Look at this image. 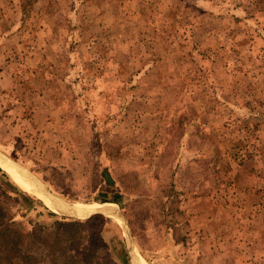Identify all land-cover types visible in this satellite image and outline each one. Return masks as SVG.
<instances>
[{"label":"rangeland","instance_id":"374dc122","mask_svg":"<svg viewBox=\"0 0 264 264\" xmlns=\"http://www.w3.org/2000/svg\"><path fill=\"white\" fill-rule=\"evenodd\" d=\"M0 154L117 206L144 264H264V0H0ZM37 200L0 169L26 228ZM113 220L79 221L128 264Z\"/></svg>","mask_w":264,"mask_h":264},{"label":"trees","instance_id":"16d2710c","mask_svg":"<svg viewBox=\"0 0 264 264\" xmlns=\"http://www.w3.org/2000/svg\"><path fill=\"white\" fill-rule=\"evenodd\" d=\"M101 177L108 189L101 194L112 195L108 203L118 204L121 197H133L132 190L127 195L117 190L116 181L107 171ZM37 202L44 207L41 201ZM51 215L55 219L51 224L26 228L16 221V213L0 204V264H103V254L110 253L113 256V252L117 251V261L125 256V253L122 254L123 249L106 245L100 231L89 234L81 230L84 225L81 221L53 213ZM105 222L110 224V221ZM108 238L106 236L104 239Z\"/></svg>","mask_w":264,"mask_h":264},{"label":"bare ground","instance_id":"6f19581e","mask_svg":"<svg viewBox=\"0 0 264 264\" xmlns=\"http://www.w3.org/2000/svg\"><path fill=\"white\" fill-rule=\"evenodd\" d=\"M0 166L5 170L6 174L11 178V180L24 192L31 194L38 199H40L46 207H48L51 211L60 215L69 214L71 217L75 216L77 218H87V215L92 212H100L108 217H111L120 222L119 211L117 206L112 204H103L99 205L95 208L89 209L84 208L83 206L73 205L71 211H64V204L57 198L49 197L46 194L45 187L43 183L33 177L31 174L27 173L23 170L21 165L16 164L15 162H11L8 158H5L2 154H0ZM52 202V203H51ZM58 207V208H57ZM89 207V205H88ZM132 259L131 264H144L140 259L138 260V256L136 255V251H132Z\"/></svg>","mask_w":264,"mask_h":264},{"label":"water","instance_id":"95a60500","mask_svg":"<svg viewBox=\"0 0 264 264\" xmlns=\"http://www.w3.org/2000/svg\"><path fill=\"white\" fill-rule=\"evenodd\" d=\"M11 162H13V161H11ZM1 168H2V166H0V169ZM22 169L25 170L27 173L31 174L33 177H35V178L38 179V177L35 176L34 173H32L31 171H29L25 167L22 168ZM43 185L45 187L46 194L49 197L57 198V199H59L60 201L63 202V204H64L63 206H64V209H65L64 211H66V212L71 211V208L73 206L72 203L66 201L64 198H62L59 195L55 194L45 183ZM118 211H119V209H118ZM61 216L71 217L69 214H67V215H61ZM94 216H101V217H104V218H107V219H110V220L114 221L113 219L109 218L107 215H104L103 213H100V212H92V213H90V214L87 215V218H83V219L77 218L75 216H73L71 218H74V219H77V220H84V219H88V218L94 217ZM119 217H120V222H121V225L120 226H121V229H122V232H123V236H124L125 249H126V254H127V257H128V264H131V259H132V254H133L132 251H136L137 252V255L139 257H141V255L139 254L138 248H137V246H136V244H135V242L133 240L132 232H131L129 223H128L127 219L125 218V216L120 211H119Z\"/></svg>","mask_w":264,"mask_h":264},{"label":"crops","instance_id":"0c3cea01","mask_svg":"<svg viewBox=\"0 0 264 264\" xmlns=\"http://www.w3.org/2000/svg\"><path fill=\"white\" fill-rule=\"evenodd\" d=\"M51 189V188H50ZM52 190V189H51ZM53 191V190H52ZM54 192V191H53ZM55 194H57V195H59L58 193H56V192H54ZM112 199V195L110 194V197L109 198H106V199H104L106 202H108L109 200H111ZM105 202V203H106ZM43 204V203H42ZM44 205V204H43ZM117 205V204H116ZM45 207V206H44ZM46 208V207H45ZM47 209V208H46ZM48 210V209H47ZM49 211V210H48ZM52 213V212H51ZM54 214V213H53ZM55 215H57V214H55ZM107 219V218H106ZM110 220V219H109ZM112 221V220H111ZM126 257H127V254H126ZM127 259H128V257H127ZM140 259V258H139ZM139 259L137 260V261H139Z\"/></svg>","mask_w":264,"mask_h":264}]
</instances>
